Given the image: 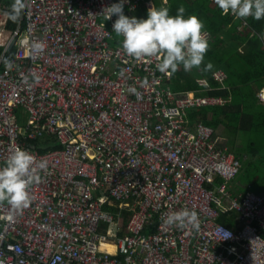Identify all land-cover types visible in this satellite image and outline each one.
<instances>
[{
  "label": "built area",
  "instance_id": "1",
  "mask_svg": "<svg viewBox=\"0 0 264 264\" xmlns=\"http://www.w3.org/2000/svg\"><path fill=\"white\" fill-rule=\"evenodd\" d=\"M120 2L26 0V34L10 32L3 44L13 4L0 0V167L13 148L28 150L22 134L60 146L45 156L28 150L48 167L22 214L9 221V206L0 207V264H264V196L236 194L241 159L184 120L220 101L173 92L155 59L127 56L112 29L118 17L103 15ZM151 5L124 0L123 13ZM32 40L46 44L42 54L29 55ZM19 109L29 113L23 133ZM184 208L197 212L198 232L164 223ZM219 228L231 238L220 241Z\"/></svg>",
  "mask_w": 264,
  "mask_h": 264
},
{
  "label": "trees",
  "instance_id": "2",
  "mask_svg": "<svg viewBox=\"0 0 264 264\" xmlns=\"http://www.w3.org/2000/svg\"><path fill=\"white\" fill-rule=\"evenodd\" d=\"M1 1L9 4L12 0ZM181 5L185 8V16L195 14L204 22V31H208L211 37L200 68L185 72L181 65L170 86L175 92H196L194 97H219L230 101L225 107L189 111L190 122L199 121L211 128L217 138H227L228 142L219 146L227 147L242 162L234 181L238 191L264 195V104L258 99L264 89V18L248 17V29L239 32L240 22L231 15H223L211 0H169L166 6L170 15H175ZM160 6L161 3L157 5ZM147 10L144 6L137 18L146 19ZM18 23L9 19L6 32L13 33ZM241 47L242 51L239 50ZM3 50L4 47H0V55ZM15 53L13 48L8 57H14ZM209 62L212 69L203 71ZM218 70L228 75L224 89L213 79L214 71ZM201 79L209 82L211 91H201L198 84ZM36 149L46 153L60 147L51 141L48 147L38 146ZM219 221L234 228L232 220L227 217L222 216Z\"/></svg>",
  "mask_w": 264,
  "mask_h": 264
},
{
  "label": "clouds",
  "instance_id": "3",
  "mask_svg": "<svg viewBox=\"0 0 264 264\" xmlns=\"http://www.w3.org/2000/svg\"><path fill=\"white\" fill-rule=\"evenodd\" d=\"M123 3L112 4L103 9V15L114 21L112 29L117 37H122L123 52L136 60L157 61L156 68L169 77L183 66L185 72L200 68L209 48V41L204 31V22L195 14L185 16V8L181 5L175 15H170L167 6L151 5L147 10V18L128 17L123 13ZM223 15L231 13L236 19L253 17L264 18V0H214ZM167 0H164V5ZM26 8V0H14L11 12L5 13L14 23L19 22L22 11ZM43 41L32 40L29 44V55L44 52ZM11 68V61L5 60ZM213 65L209 62L203 71H210ZM33 82H39V76L30 73ZM27 84L28 77H24ZM129 91L135 93V88ZM48 167L47 160H39L30 151L19 146L13 148L0 167V207L9 206L7 219L12 221L23 213L33 200L32 188L41 182L40 172ZM164 223L189 231H199L201 221L196 211L188 208L167 214ZM221 240L230 239L232 233L218 229Z\"/></svg>",
  "mask_w": 264,
  "mask_h": 264
},
{
  "label": "bare ground",
  "instance_id": "4",
  "mask_svg": "<svg viewBox=\"0 0 264 264\" xmlns=\"http://www.w3.org/2000/svg\"><path fill=\"white\" fill-rule=\"evenodd\" d=\"M162 2H163V4H164V0H161ZM211 1H213L214 2V0H211ZM168 3H169V0H167V4L166 5H168ZM142 7L143 6H141V7H139V9L138 10H136V12H135V16H136V14L139 12V11H141V9H142ZM230 14V13H229ZM19 22H20V20H19ZM19 31V34H21V35H24V34H26V26H25V24L23 23V22H21V23H18V26H17V29L15 30V31ZM205 33H206V35H207V38H208V41L210 40V33L208 32V31H205ZM14 41H15V39H14ZM15 48V47H14ZM16 49V48H15ZM13 50V49H12ZM16 52H17V50H16ZM15 55H16V53H15ZM14 55V56H15ZM219 72H221V73H223L224 75H225V78L222 80V81H220V80H218L217 78H216V76H214V75H216L217 73H219ZM175 74H176V72L174 73V74H172V76H171V78L168 80V82H167V86L171 89V87L169 86V82L174 78V76H175ZM213 78H214V80H216V81H218L219 83H221V84H223V82L226 80V78H227V75H226V73L225 72H223V71H217V72H214L213 73ZM198 83H199V85L201 86V87H205V88H209V84H208V82L205 80V79H201V80H199L198 81ZM172 90V89H171ZM173 91V90H172ZM174 92V91H173ZM185 93V92H184ZM186 93H190V92H186ZM196 98H198V97H196ZM203 98H209V99H212V100H217V101H220V103H218V104H213V105H210V106H206V107H203V108H200V109H206V108H212V107H218V106H224L225 104H226V102L223 100V99H220V98H213V97H203ZM260 99L262 100V101H264V92H261V94H260ZM189 111H191V110H188V111H186V114H185V117H184V120H186L187 122H188V124L190 125V126H192V125H196V124H201V125H203V126H205L203 123H201V122H196V123H191L190 122V120H189ZM22 113V119L24 120L23 122H20V118H19V114H21ZM15 118H16V122H17V125H18V127H19V129H21V132L23 133L28 127H29V113L25 110V109H19V110H17L16 112H15ZM205 127H207V126H205ZM207 128H209V127H207ZM209 129H211V128H209ZM212 130V129H211ZM212 134H213V141H214V131L212 130ZM20 135H21V133H20ZM23 138V134L21 135V137H20V141H21V143H23V144H25V146L27 147V149L28 150H30V151H32V152H35V153H37L38 155H40V156H45V155H48V154H51V153H53V152H56V151H51V152H46V153H40L36 148L39 146H45V145H47V147H48V142H56L57 143V145L59 146V144H58V142H57V140H55L54 138H50V137H42V138H38V139H36V140H34V141H27L26 143L24 142V140L22 139ZM214 143H216V145H217V147L218 148H220L219 147V145L217 144V142L216 141H214ZM60 147V146H59ZM45 150H47V148H44ZM222 149V148H221ZM224 150H227V149H224ZM58 151V150H57ZM227 151H229V150H227ZM106 247V249L107 250H109L110 251V253L113 251V247L112 246H105Z\"/></svg>",
  "mask_w": 264,
  "mask_h": 264
},
{
  "label": "crops",
  "instance_id": "5",
  "mask_svg": "<svg viewBox=\"0 0 264 264\" xmlns=\"http://www.w3.org/2000/svg\"><path fill=\"white\" fill-rule=\"evenodd\" d=\"M153 1V5H155V6H157L158 4H162V6H166V5H164L163 4V2L161 1V0H152ZM213 2V1H212ZM14 3V0H12L11 1V3H7V4H5V5H11V4H13ZM214 3V2H213ZM169 4V3H168ZM144 7V6H143ZM143 7H142V9H143ZM141 9V10H142ZM140 14V11L136 14V18L138 17V15ZM228 15H231L232 17H234L231 13L230 14H228ZM227 16V15H226ZM235 18V17H234ZM235 20L236 21H239L240 23H239V27H238V31L239 32H243L244 30H247L248 29V27H249V25H248V23H247V21H246V19H236L235 18ZM263 42H264V39H263ZM240 51H242V47L239 49ZM218 71H223V70H218ZM178 72V71H177ZM176 72V73H177ZM214 72H217V71H214ZM224 72V71H223ZM176 75V74H175ZM227 75V74H226ZM175 77V76H174ZM198 79H200V78H198ZM197 79V80H198ZM214 79V78H213ZM228 79V75H227V78H226V80ZM206 80V79H205ZM226 80L223 82V84H221V83H219L218 81V83L221 85V88L222 89H224L225 88V82H226ZM172 81V80H171ZM171 81L168 83L169 84V86H170V83H171ZM207 81V80H206ZM208 82V81H207ZM199 84V83H198ZM208 84H209V82H208ZM200 86V85H199ZM171 87V86H170ZM200 88H201V91H204V92H206V91H211L212 89L210 88V85H209V88H205V87H201L200 86ZM172 89V88H171ZM173 90V89H172ZM174 91V90H173ZM175 92V91H174ZM191 94H195V93H192L191 91H189ZM261 92H264V89L263 90H261L260 91V93L258 94V99H259V102L260 103H262V104H264V101H262L261 99H260V94H261ZM184 93V92H183ZM186 93V92H185ZM204 97H208V96H204ZM213 98H219V97H213ZM220 99H223L225 102H226V104L224 105V106H218V107H225L230 101L229 100H226V99H224V98H220ZM212 108H217V107H212ZM206 109H210V108H206ZM190 120V119H189ZM193 124V123H192ZM222 138H224V137H222V136H219V138H217L216 137V133H214V141H216L217 142V144L218 145H221V144H223V143H226V141H223V139ZM227 140V139H226ZM220 148H222V149H227V150H229L227 147H221V146H219ZM234 155V154H233ZM234 188H233V190L236 192V194H243L242 192H240V191H238L237 190V188L235 187V186H233ZM249 192H251V191H249ZM247 193V192H246ZM264 196V195H263Z\"/></svg>",
  "mask_w": 264,
  "mask_h": 264
},
{
  "label": "rangeland",
  "instance_id": "6",
  "mask_svg": "<svg viewBox=\"0 0 264 264\" xmlns=\"http://www.w3.org/2000/svg\"><path fill=\"white\" fill-rule=\"evenodd\" d=\"M10 38H11V33L10 32H6V34L3 35V37H2V43L3 44H6L9 41ZM19 118H20V122H23L24 121L22 119V113L19 114ZM222 139H223V141H227L228 142V140H226L227 139L226 137L225 138H222Z\"/></svg>",
  "mask_w": 264,
  "mask_h": 264
},
{
  "label": "water",
  "instance_id": "7",
  "mask_svg": "<svg viewBox=\"0 0 264 264\" xmlns=\"http://www.w3.org/2000/svg\"><path fill=\"white\" fill-rule=\"evenodd\" d=\"M14 39H11L8 46H7V52H10L13 48Z\"/></svg>",
  "mask_w": 264,
  "mask_h": 264
}]
</instances>
